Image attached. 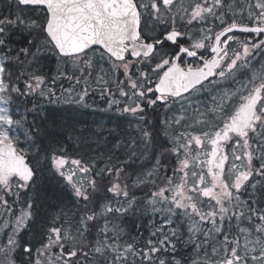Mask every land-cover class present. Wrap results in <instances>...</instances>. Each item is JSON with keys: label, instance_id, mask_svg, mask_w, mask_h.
Instances as JSON below:
<instances>
[{"label": "snow or ice", "instance_id": "snow-or-ice-1", "mask_svg": "<svg viewBox=\"0 0 264 264\" xmlns=\"http://www.w3.org/2000/svg\"><path fill=\"white\" fill-rule=\"evenodd\" d=\"M97 91L139 135L122 157H69L42 104ZM44 168L60 191L41 216ZM137 208L148 236L125 239L114 218ZM181 241L189 264H264V0H8L0 264H182Z\"/></svg>", "mask_w": 264, "mask_h": 264}, {"label": "trees", "instance_id": "trees-1", "mask_svg": "<svg viewBox=\"0 0 264 264\" xmlns=\"http://www.w3.org/2000/svg\"><path fill=\"white\" fill-rule=\"evenodd\" d=\"M7 11L8 0H0V13ZM42 64L44 65L43 71L49 76L56 75L57 63L54 57L42 61ZM60 83H63L64 87L69 86L66 81H60L57 88ZM87 105L85 107L67 103L63 98L54 104L43 102L40 118L43 119V123L48 129L52 146L63 148L66 154L72 158H89L100 154L111 155L113 158L122 157L123 145L130 137L139 135L134 123L127 122L128 119L131 120L129 115L121 113L115 106L109 108L107 99L102 100L98 91L87 97ZM151 115L147 116L149 123L142 124L149 131H151L150 123L154 119ZM97 129H100V132ZM101 129L104 130L101 131ZM37 184V191L41 197L40 215L56 211V208H50L48 205L53 202L51 192L53 189L59 192L60 185L47 168L38 173ZM57 203L59 202L57 201ZM63 206L67 210L72 207V204L65 199ZM150 219L151 215L143 214L140 208L129 211L122 217L114 218V220L122 221L129 238L137 239L148 236ZM29 238L27 235L24 237L25 240ZM191 255V247L185 246L181 241L177 246L176 258L182 259V264H189L188 258Z\"/></svg>", "mask_w": 264, "mask_h": 264}, {"label": "rangeland", "instance_id": "rangeland-1", "mask_svg": "<svg viewBox=\"0 0 264 264\" xmlns=\"http://www.w3.org/2000/svg\"><path fill=\"white\" fill-rule=\"evenodd\" d=\"M258 67H259V65H258ZM149 114H152L151 117H154V115H155V114L152 113V111L150 109L148 110V115ZM129 118H131V120L128 119L127 122H129V123L133 122L134 125L136 126V128H138L135 118H133L131 116H129ZM139 127H143V125L141 124ZM97 130L100 132V129H97ZM103 130L101 129V131H103ZM151 219H152V217H151ZM157 219H158V217H157ZM115 222L123 229V231L125 233V237L124 238L125 239H129V237L126 235V227L123 225L122 221L121 220H115Z\"/></svg>", "mask_w": 264, "mask_h": 264}, {"label": "flooded vegetation", "instance_id": "flooded-vegetation-1", "mask_svg": "<svg viewBox=\"0 0 264 264\" xmlns=\"http://www.w3.org/2000/svg\"><path fill=\"white\" fill-rule=\"evenodd\" d=\"M256 67L258 68V65H256Z\"/></svg>", "mask_w": 264, "mask_h": 264}]
</instances>
